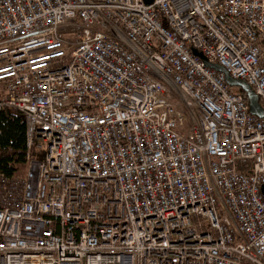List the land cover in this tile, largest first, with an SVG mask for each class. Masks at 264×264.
Listing matches in <instances>:
<instances>
[{
    "label": "built area",
    "instance_id": "obj_1",
    "mask_svg": "<svg viewBox=\"0 0 264 264\" xmlns=\"http://www.w3.org/2000/svg\"><path fill=\"white\" fill-rule=\"evenodd\" d=\"M194 50L264 108V0H0V264H264V117Z\"/></svg>",
    "mask_w": 264,
    "mask_h": 264
},
{
    "label": "trees",
    "instance_id": "obj_2",
    "mask_svg": "<svg viewBox=\"0 0 264 264\" xmlns=\"http://www.w3.org/2000/svg\"><path fill=\"white\" fill-rule=\"evenodd\" d=\"M247 100L246 93L238 89ZM38 155L37 151H34ZM26 122L21 112L3 108L0 113V174L8 177L23 176L27 170ZM241 167V165L239 164Z\"/></svg>",
    "mask_w": 264,
    "mask_h": 264
},
{
    "label": "water",
    "instance_id": "obj_3",
    "mask_svg": "<svg viewBox=\"0 0 264 264\" xmlns=\"http://www.w3.org/2000/svg\"><path fill=\"white\" fill-rule=\"evenodd\" d=\"M146 3L150 4L153 0H145ZM194 53L198 56H200L209 66L215 68L218 71H223L226 73V79L230 86L238 87L241 90H243L248 98L250 111L251 113L263 118L264 117V108L261 106L259 102V97L257 94L252 90V88L244 81L242 80H236L233 79L225 70V68L219 64H212L209 63L208 60L203 56L201 52H198L197 50H194Z\"/></svg>",
    "mask_w": 264,
    "mask_h": 264
},
{
    "label": "rangeland",
    "instance_id": "obj_4",
    "mask_svg": "<svg viewBox=\"0 0 264 264\" xmlns=\"http://www.w3.org/2000/svg\"><path fill=\"white\" fill-rule=\"evenodd\" d=\"M64 32H68L67 30L66 31H64ZM233 90H238V87H233Z\"/></svg>",
    "mask_w": 264,
    "mask_h": 264
}]
</instances>
